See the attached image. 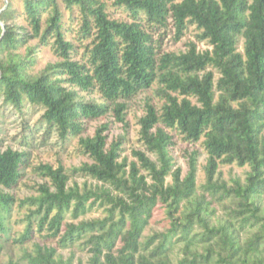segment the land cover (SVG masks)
Listing matches in <instances>:
<instances>
[{
    "label": "trees",
    "instance_id": "1",
    "mask_svg": "<svg viewBox=\"0 0 264 264\" xmlns=\"http://www.w3.org/2000/svg\"><path fill=\"white\" fill-rule=\"evenodd\" d=\"M58 1L22 0L31 35L19 27L3 30L11 6L1 14L0 96L5 104L16 110L24 103L41 107L47 131L55 130L65 141L82 134L86 122L104 118L108 104L115 120L123 123L126 105L117 102L154 83L164 103L160 114L146 105L139 121L140 141L155 161L141 151L133 152L136 162L129 166L125 159L119 161L120 142L107 148L108 126L103 125L93 137L79 139L91 163L77 171L95 185L68 187L61 167H40L53 191L41 185L37 197L22 202L35 207L36 231L45 229L59 249L83 243L88 264H172L169 255L178 243L185 257L177 264H264V0H112L129 13V22L109 17L111 0H60L70 14L78 10L80 35L91 39L82 62L73 58L75 47L66 39ZM169 22L176 39L188 25L195 26L198 40L211 49L199 52L190 43L186 52L160 54L152 30ZM29 38L50 46L59 62L30 74L35 48H27L24 56L13 52ZM207 69L215 70L218 79ZM80 93H96L104 103L86 101ZM167 130L189 143L204 139L202 194H197L195 154L184 177L173 169L169 149L174 142ZM25 164V153L0 149V239L7 236L6 220L15 203L5 190L17 186ZM232 165L249 172L243 183L237 179L228 186L216 175L219 166ZM222 200L233 201L228 215L236 222L213 225L209 208ZM94 206L103 208V218L64 222L66 214L78 220ZM158 208L164 211L163 231L141 241ZM31 218L16 243L31 240ZM247 228L254 231L242 242L239 232ZM26 258L29 264H72V257L64 259L57 248L46 246H35Z\"/></svg>",
    "mask_w": 264,
    "mask_h": 264
},
{
    "label": "rangeland",
    "instance_id": "2",
    "mask_svg": "<svg viewBox=\"0 0 264 264\" xmlns=\"http://www.w3.org/2000/svg\"><path fill=\"white\" fill-rule=\"evenodd\" d=\"M179 2L180 0H175ZM60 10L63 15L64 30L67 31L66 39L74 44L75 51L73 52L74 60L82 62L86 58V47L90 45L91 39H83L80 35L81 18L78 10L75 8L70 14L66 11L64 5L59 0ZM11 6V15L7 18L5 23H1L3 30L7 27L23 28L24 32L31 35V29L25 21L23 13L24 7L22 0H0V16L7 11ZM107 13L111 19L129 22V13L121 8L113 5V1L107 2ZM47 15H43L41 20L42 31ZM153 39L159 42L160 54L174 53L179 54L186 52L187 46L190 43L196 45L199 52L211 49L206 41H199L198 36L200 32L193 25H188L180 39H176L175 30L171 22L168 26L160 30H152ZM52 42V41H51ZM243 40L240 39L238 50L242 52ZM27 48H35L32 58L34 65L29 68L30 74H38L44 70L48 64H55L59 59L54 55L50 46H43L38 43V39L29 38L25 45H20L14 53L26 55ZM212 71L215 80L219 75L215 70ZM158 84L154 83L150 89L138 93L136 96L128 100H119L117 103H124L126 109L124 111V122L119 123L115 120L113 113L110 111L104 118L88 121L84 125V132L79 136H69L65 141H62L55 130L47 131L45 123L42 121L43 109L37 106H31L24 103L21 110H16L10 105L4 103L0 96V149H12L17 152L26 154V164L21 168V178L17 186L11 190H5L6 193L13 196L15 203L6 220V227L8 229L7 236L0 239V264H29L26 256L33 254L35 246H46L57 248V254L64 259L72 257V264H88L90 255L88 248L84 247L83 243L74 245L66 249H59L57 247V239L51 238L49 233L43 229L37 232L38 217L32 216L31 213L35 207L30 203H22L26 199L37 197L39 195L38 188L41 185H47L51 191L54 187L48 177L42 175L40 167L50 166L53 169L61 167L64 173L69 177L67 186L72 187L77 185L80 189L84 186L90 187L96 184L90 177L83 175L77 170L83 164H90L91 160L88 155L83 153L80 147L79 139L86 137H93L96 130L103 125L108 126V130L104 133L107 136V148L113 142H120V159L126 160L127 165L136 162L133 152H144L151 160L155 161V155L148 153L140 141V124L139 121L145 116L146 105L153 106L158 114L161 113L164 100L157 96L156 90ZM86 101L95 102L97 104L104 103L100 96L96 93L86 94L80 93ZM194 102V100H192ZM161 127V126H160ZM173 136L174 145L170 147L169 152L173 159V169L179 168L181 170V177H184L189 169V158L195 154L196 167V187L197 194H202L201 187L205 184L206 173L205 166L207 162V154L205 152L203 141L200 139L196 143L185 142L183 136L177 131H169ZM249 172L248 167L239 168L232 166H219L217 170L216 179L232 186L233 180H240L242 183ZM170 182V178L167 179ZM210 200V199H208ZM261 206L264 208V196L261 201ZM234 208V203L231 200L215 201L209 208L210 216L208 222L211 224H218L217 222H224L232 219L228 213L229 209ZM105 216L103 208L94 206L85 215L74 220L70 214L65 215V223L77 224L79 221H87L92 219H101ZM31 218L33 224V235L30 241L23 244L16 243L20 235L24 232L28 218ZM164 211L158 208L155 215L142 235L141 241L155 233L163 231L164 227ZM254 229H244L239 232L240 240L243 242ZM194 232H201L195 229ZM198 252H201L202 245L196 247ZM183 244L178 243L174 245L169 255V260L172 264H177L184 258Z\"/></svg>",
    "mask_w": 264,
    "mask_h": 264
}]
</instances>
